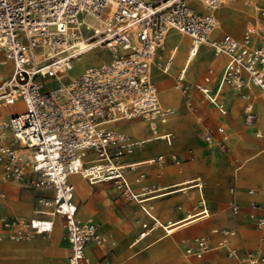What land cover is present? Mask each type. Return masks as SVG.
<instances>
[{"label": "built area", "instance_id": "2783aa9c", "mask_svg": "<svg viewBox=\"0 0 264 264\" xmlns=\"http://www.w3.org/2000/svg\"><path fill=\"white\" fill-rule=\"evenodd\" d=\"M192 1L0 0V55L14 61L13 70L0 79V176L51 192L39 197L42 208L38 215L10 217L0 212V240L49 234L60 215L70 245L67 264H89L87 246L106 247L111 239L94 220L77 217L75 189L70 183V176L76 173L92 185L112 182L121 195L139 202L153 220L152 224L143 223V236L157 227L167 232L169 223L163 225L154 216L152 205L144 204L158 189L135 192L126 177V170L133 166L119 163L137 144L154 139L172 143L173 133H160L159 126L167 122L175 106L163 107L151 78L152 66L164 73L172 67L177 46L164 58L165 38L177 30L190 38L193 52L206 46L226 57L215 93L208 86L211 68L204 82L196 84L220 114L227 113L218 100L224 83L238 88L254 84L264 98V10L261 23L237 38L228 32L215 34L216 11L234 0H199L206 11L197 9ZM78 39L89 40L91 50L107 48L114 58L70 77L74 59L84 53L75 46ZM176 83L189 101L185 69L177 74ZM18 100L20 110L15 105ZM247 116L249 121L257 118L251 109ZM136 118L147 122L152 132L149 139L133 141L115 128L119 121ZM203 138L214 143L210 127L205 126ZM227 139L224 134L220 142L223 150L229 148ZM168 159L181 162L176 153L160 154L149 162L164 164ZM192 182L202 186L199 178ZM202 204L201 214L207 216L208 208L204 201ZM250 206L255 210L259 203L253 200ZM231 208L234 213L241 211L236 201ZM249 217L264 230V215L252 211ZM226 234L221 244L229 255L237 257ZM214 249L206 236H200L186 252L202 257ZM244 260L264 264V254L249 253Z\"/></svg>", "mask_w": 264, "mask_h": 264}, {"label": "rangeland", "instance_id": "374dc122", "mask_svg": "<svg viewBox=\"0 0 264 264\" xmlns=\"http://www.w3.org/2000/svg\"><path fill=\"white\" fill-rule=\"evenodd\" d=\"M233 3H236V0H234ZM257 3L261 4L259 2ZM263 7L264 6H262L257 13L256 22L251 21L242 30L237 31V33L231 32L220 24L218 12L216 11L218 20V28L216 31L228 32L236 37H242L249 27L261 23V14L264 10ZM228 12L231 11L229 10ZM92 52L97 53L98 56H103L102 58L100 57V63L110 61L114 58V55L107 48L99 47L92 50ZM198 53L201 55L189 60V66L187 68V70H189L187 72L188 78L192 81L191 97L189 101H184L181 90L176 87L177 84L174 75L169 76L162 86L158 81L153 79L151 74L152 80L156 82L158 87L159 97L163 107L170 108L175 106L174 110L169 114L167 122L163 126V129L173 131L174 138L172 143L154 142L151 144L150 142H146L137 144L134 151L130 153L131 155L127 154L119 158V163H123L126 160L134 159V157L139 154L136 153L137 151H141L142 153L143 149H148L153 146H167L166 151L157 152L156 154L178 153L182 162L180 165H174L175 163L168 159L164 164L153 162L140 165L138 173H134L136 169L133 160H131L128 164L132 165L133 168L126 172V177L130 186L135 192H141L144 188L162 187L182 179L175 184V187H171L173 186L171 185L168 186L170 188L157 191V193H160L174 189L173 191L176 192H169L154 199L155 212L162 220V224L172 220L170 229L175 230V232L166 235V231L162 227H159V229L153 231L150 236L141 239L130 247L129 244L131 241L135 240L142 230V222L149 221L143 213L140 203L135 199H129L121 195L120 191L112 182L91 186L94 193L110 198L112 203H115L119 207L118 211L115 213L116 221L120 222L125 230L130 231V239L125 243L123 254H119L116 250L112 249L111 242L104 248L96 246L98 256L96 264H122L124 261L123 258H128L131 255L132 257L128 258L124 264H171L175 260L180 261V264H248V262L244 260V257L249 253L264 254V230L256 227L249 215L247 216L249 203L253 198L261 202L260 212L264 214V202L262 201V197L264 196V129H262V135L258 134V132L261 131L260 126H258L261 122L259 116H257L254 121L248 120L247 113L250 111L248 106H252L248 95L250 85H245L241 88H237L231 84L224 85L220 91L219 100L225 109H227V113L224 115L220 114L218 107L210 103L205 96L195 88L194 84L202 79L207 65L217 67L216 79H213V84L216 83L218 78L221 77L218 66H223L225 57H215V55L209 52L207 47L200 48ZM4 58V55H0V60H4ZM76 61L77 58L74 59L71 66H74ZM200 61L204 62L198 67L197 64ZM98 64L90 63L88 66ZM3 68L4 72H2L0 76H5L13 70L12 61L7 62V64L4 63ZM152 68L160 69L156 66H152L151 70ZM85 69L86 68L79 70V72L74 74L68 72V75L70 77H77ZM176 69H179L178 73L181 71L179 66H176ZM1 71L2 69L0 68V72ZM166 88H172L176 91L174 99L167 101L164 98L162 93H164L163 91ZM258 95L260 99L262 98V100H264L260 91ZM19 103V107H21V102ZM251 110L260 115L259 112L253 108ZM200 113L204 114L202 120H199L197 117ZM253 123H255V125ZM205 125H209L215 133L213 144H208L203 138ZM115 126L118 130L130 135L132 139L137 142L143 141L144 138L148 136L147 128L138 136V128L142 127L143 130L145 128V121L142 119L121 121L116 123ZM129 126L134 129L133 132L125 128ZM224 134L228 135L227 140L229 148L226 150L220 147V142ZM192 152L194 153V159L188 160ZM143 153L144 157L150 156L149 160L152 161V152ZM185 162H197L193 165L195 171L186 170ZM250 167L255 168L258 172L254 171V169H250ZM179 168L182 171H180ZM155 171L156 173L153 174ZM162 171L164 172L161 173ZM141 175L144 177L140 179L139 177H141ZM195 176L199 177L200 182H202L200 188L194 185L195 182L191 180V178ZM9 183L12 185L11 188L7 186ZM215 187H217L218 190H214ZM0 188L5 192V197L9 204L25 201L28 204L26 208L32 209L31 211L33 212L34 210L42 208L39 206L38 199L42 194V190L28 187L22 181L8 177H2L0 180ZM179 188H182V190ZM250 188L255 190L252 196L248 193ZM105 190H108L107 194ZM241 192L244 193V198L240 196ZM75 193L76 196L79 197L76 190ZM26 194H30L31 198L25 199L23 196ZM201 195L205 201V206L208 208L207 216L206 213L201 214L203 211H200L204 207L200 199ZM144 196L145 195H143V197ZM233 198H236L243 205L239 213H234L230 207V202ZM76 200L78 201L77 197ZM81 200L83 202V199ZM81 200H79V202H81ZM88 202L90 201L88 200ZM82 204L79 206L78 218L84 217L81 208ZM179 205H182V207L178 208ZM4 206L5 208H0V212L3 214L21 217L33 216H27L20 211H16L15 206L12 207L8 204ZM188 213L191 215L190 217L186 216ZM106 216L107 214L101 215L95 212L93 219L95 221H102V228L112 240L113 237H110L111 232H109L108 229L109 223L112 221L110 218H106ZM213 229H217V232H213ZM61 232L62 228L58 232H56L55 228L50 236L46 234L20 240L5 238L0 240V243L7 241L34 243L36 239H38L40 243L58 241L56 253L53 254L52 262L51 259H49V264H53L54 257L58 255V252H60V257H62V262L60 264H65L63 259L66 260L68 248L60 240ZM114 233L116 234V232ZM225 234L229 238L230 246L237 250V257L229 255L227 248L222 246L221 241L225 238ZM253 235H262L263 241H256ZM200 236H206L215 249L205 253L202 257L188 255L186 252L188 245L194 243L195 239ZM24 256L25 255H22L21 260ZM24 258L29 262L32 258V254L28 253ZM21 260L7 263L20 264ZM38 260L41 264H45L43 259Z\"/></svg>", "mask_w": 264, "mask_h": 264}, {"label": "crops", "instance_id": "0c3cea01", "mask_svg": "<svg viewBox=\"0 0 264 264\" xmlns=\"http://www.w3.org/2000/svg\"><path fill=\"white\" fill-rule=\"evenodd\" d=\"M263 5H261V7H262ZM264 8V7H263ZM221 32V31H220ZM220 32H218V31H216L215 32V34L216 35H218ZM244 35V34H243ZM169 36V35H168ZM233 36H235V35H233ZM236 37V36H235ZM243 37V36H242ZM242 37H237V38H242ZM189 38V37H188ZM167 39H168V37H167ZM189 41H190V45H191V40H190V38H189ZM177 46V49H178V45H176ZM175 45H174V47H176ZM206 46H204V47H202V48H205ZM208 48V47H207ZM209 49V48H208ZM209 52L212 54V55H216L215 53H213L210 49H209ZM172 52H169L168 51V49H167V40H166V46H165V49L162 51V56L164 57V58H166V57H168L170 54H171ZM225 57V56H224ZM203 62L204 61H200V62H198V64H197V66L198 67H200L202 64H203ZM225 62H226V57H225V59H224V64H223V68H224V65H225ZM173 65V64H172ZM3 67V64H1L0 63V68H2ZM216 69H215V68ZM214 67H212L211 65H207L206 67H205V71H204V74H203V76H202V79L201 80H199V81H197L195 84H194V86H195V88L197 89V87H196V84L197 83H203L204 82V76L207 74V71H208V69H212V79H211V81L208 83V86L211 88V90L215 93L216 91H217V89H218V86H219V82H220V79H221V77H219L218 78V81L216 82V83H214L213 84V79L215 78L216 79V75H217V67L216 66H214ZM178 74V73H177ZM223 74V73H222ZM177 76V75H176ZM176 76H174L175 77V81H176ZM222 76V75H221ZM187 80H188V85H189V94H190V97H191V89H192V81L188 78V74H187ZM154 81V80H153ZM155 82V81H154ZM155 84H156V82H155ZM177 84V83H176ZM224 85H226V83H224ZM223 85V86H224ZM157 86V85H156ZM222 86V87H223ZM253 86V85H252ZM222 87H221V89H222ZM254 87H256V86H254ZM158 88V87H157ZM179 88V87H178ZM258 90H259V88L258 87H256ZM180 89V88H179ZM181 90V89H180ZM198 91H200L199 89H197ZM221 91V90H220ZM260 91V90H259ZM158 92H159V90H158ZM181 92H182V90H181ZM201 92V91H200ZM202 93V92H201ZM219 95H220V92H219ZM219 95H218V100H219ZM182 96H183V99H184V101L186 100L185 98V95L183 94V92H182ZM208 100V99H207ZM161 101V100H160ZM209 101V100H208ZM210 102V101H209ZM219 102H220V100H219ZM210 103H212V102H210ZM221 103V102H220ZM213 104V103H212ZM214 105V104H213ZM215 106V105H214ZM171 108V107H170ZM227 110V109H226ZM220 113V112H219ZM203 113H200L197 117H198V119L199 120H202L203 119ZM257 116H258V114H257ZM136 119H140V118H136ZM132 120H135V119H132ZM143 120V119H142ZM124 121H129V120H124ZM145 121V120H144ZM119 122H121V121H119ZM118 123V122H117ZM254 125H255V123H253ZM165 125V123L164 124H161L160 126H159V132L160 133H165V132H171V133H173V131H171V130H169V129H163V126ZM205 126H208V127H210L209 125H205ZM115 128H116V126H115ZM147 128V130H148V136L147 137H145L144 138V140H146V139H149L151 136H152V132L150 131V129H149V126H148V124H147V122L145 121V128H144V130L142 129V127H140V128H138V136L140 135V134H142L144 131H145V129ZM211 128V127H210ZM117 129V128H116ZM212 129V128H211ZM213 130V129H212ZM214 132V131H213ZM258 134H261L262 135V129H261V131H259L258 132ZM128 135V134H127ZM214 135H215V133H214ZM130 136V135H129ZM130 138L132 139V137L130 136ZM173 138H174V133H173ZM133 140V139H132ZM133 141H135V140H133ZM146 142H150L151 144L152 143H154V142H165V141H162V140H158V139H154V140H148V141H146ZM145 142V143H146ZM166 143V142H165ZM142 144V143H141ZM229 144V143H228ZM166 149H167V146H153V147H151V148H148V149H143L142 150V153L143 152H152L151 154V156H152V160L153 159H155L158 155H160V154H156L157 152H164V151H166ZM136 153H139L138 155H136L135 157H134V159H132L133 160V164H134V167H135V169H136V172H134V173H138V168L140 167V165H143V164H145V163H150L149 161V158H150V156L149 157H147V156H143V154L141 153V151H137ZM173 153H176L177 155H178V153L177 152H173ZM156 154V155H155ZM171 154V153H170ZM170 154H164V155H170ZM191 155H193V159H194V153L192 152V153H190V155H189V158H188V160H193V159H190V156ZM154 156V157H153ZM179 156V155H178ZM180 158V157H179ZM181 160V159H180ZM174 163V162H173ZM197 163V162H196ZM195 162H185V169L186 170H188V171H192V170H194L195 169V167L193 166V165H195L196 164ZM180 164H182V162H180V163H175L174 165H180ZM182 168V167H181ZM249 168V167H248ZM131 169V168H130ZM247 169V168H246ZM250 169H254V171H256V172H258L255 168H251L250 167ZM179 170H180V168H179ZM180 171H182V170H180ZM195 171V170H194ZM243 171V170H242ZM164 171H162L161 173H163ZM154 173H156V171L155 172H153V174ZM186 177V176H185ZM197 178H199V177H192L191 178V180H193V179H197ZM2 179V177L0 176V180ZM70 179H71V177H70ZM182 179H180V180H178V181H176V182H173V183H171V184H169V185H164V186H162V187H154V188H156V189H158L157 191H160V190H163V189H167V188H170V187H168V186H171V185H173V186H171V187H175V184L177 183V182H179V181H181ZM71 181H72V179H71ZM73 182V181H72ZM245 182V181H244ZM87 183H88V188L85 190V194H86V196H87V198H88V200L90 201V208L91 209H93V210H95V212H97V213H99V214H101V215H103L104 213L103 212H105L106 214H107V216H106V218H110V220L112 221L111 223H109V226H108V229H109V232H111L110 233V237H113V239L111 240V244H112V249H114V250H116L117 251V253H119V254H123V249H124V246H125V243L130 239V231H128V230H125L124 229V227H123V225H121V223L120 222H118V221H116V218H115V216H116V212L118 211V209H119V207L115 204V203H112V201L110 200V198H108V197H103V196H101V195H99V194H96V193H94L93 191H92V189H91V187L90 186H97V185H101V184H103V183H98V184H96V185H92V184H90L88 181H87ZM104 183H106V182H104ZM9 188H11L12 187V185H11V183H9L8 185H7ZM178 186V185H177ZM7 187V188H8ZM175 189H177V188H175ZM180 190H182V188H179ZM250 189H253V188H250ZM249 189V190H250ZM174 189H172V190H169V191H163V192H160V193H157V191L154 193V195H153V197L152 198H150V199H147L145 202H144V204H151L152 205V212H153V214H154V216L156 217V218H158L159 220H160V222L162 221L161 219H160V217L156 214V212H155V204H154V199H156V198H158V197H160V196H162V195H164V194H166V193H169V192H176V191H173ZM180 190H177V191H180ZM214 190H218V188L217 187H215L214 188ZM249 190H248V193H249ZM254 190V189H253ZM0 192H2V193H4V197H2V198H0V208H5V204H8V205H11L12 207L13 206H15L16 207V211H20L21 213H23L24 214V211H25V209H26V207L28 206V204L25 202V201H20V202H17V203H12V204H9V202H8V200L6 199V197H5V192L0 188ZM42 192V194L41 195H43V194H46V193H51V192H49V191H45V190H42L41 191ZM107 192H108V190H105V193L107 194ZM254 193H255V190H254ZM254 193H249L250 194V196H252ZM34 195H35V193H34ZM40 195V196H41ZM39 196V197H40ZM240 196H242L243 198H244V193L243 192H241L240 193ZM25 199H30L31 198V196H30V194H26V195H24L23 196ZM39 197H38V199H39ZM76 197L78 198V201L76 200ZM82 197L79 195V197L78 196H76V193H75V201H76V203H77V205H78V212H79V206L83 203L82 202ZM200 199H201V201H204V199H203V197H202V195L200 196ZM79 200H81V202H79ZM253 200H256L258 203H259V208L258 209H252L251 208V206H250V203L253 201ZM232 201H236L237 203H239V205L241 206V209L243 208V205L236 199V198H233L232 200H231V202H230V207H231V203H232ZM262 201L264 202V196L262 197ZM205 202V201H204ZM250 203H249V208H248V213H247V216L249 215V213L250 212H252V211H255V212H257L258 214H260V215H264L263 213H261L260 212V209H261V202L258 200V199H256V198H253V199H251L250 200ZM18 204V205H17ZM40 206V205H39ZM140 206H141V204H140ZM103 207H105L106 208V210H105V208H103ZM182 207V205H179L178 206V208H181ZM20 209V210H19ZM41 209V208H40ZM40 209H37V210H34V215L33 216H35V215H38L39 214V210ZM142 209V208H141ZM232 209V208H231ZM102 210V211H101ZM143 211V210H142ZM201 211V210H200ZM78 212H77V215H78ZM143 213L146 215V217H147V219H149V221H144V222H147V223H149V224H152V222H153V220L149 217V216H147V214L143 211ZM189 214V213H188ZM188 214L186 215L187 217H189L188 216ZM6 215V214H5ZM7 216H10V215H7ZM180 216V215H179ZM178 216V217H179ZM10 217H13V216H10ZM32 217V216H31ZM58 220L62 223V232H61V238H60V240H61V242L64 244V245H66L67 246V248H68V254H67V256H66V260H64L63 259V262L65 263V264H67V260H68V256H69V254H70V245H69V243H68V241H67V239H66V236H65V229H64V223H63V218L62 217H59L58 218ZM80 220L81 221H86V220H89L88 218H84V217H81L80 218ZM92 220H94V219H92ZM176 220V219H175ZM95 221V220H94ZM99 226H100V228H101V230L106 234V232L104 231V229L102 228V221L101 220H98V221H95ZM144 222H142V230H141V232H140V234L138 235V237L135 239V240H132L131 241V243L129 244V246L130 247H132L134 244H136L137 242H139L141 239H143V238H145V237H148V236H150V234L153 232V231H155V230H157V229H159V227H157V228H155V229H153L149 234H147V235H145V236H143L142 235V233L144 232V227H143V223ZM162 223V222H161ZM169 223V227H167L166 226V224H168ZM56 224V223H55ZM171 224H172V220H169L167 223H165V224H163V225H165L166 227H167V234L166 235H168V234H172L173 232H175V230H171L170 229V226H171ZM55 228H56V226H55ZM163 228V227H162ZM55 230V229H54ZM213 232H217V229H213L212 230ZM114 232H116V234L114 233ZM51 233H49V235H50ZM107 235V234H106ZM244 235V234H243ZM37 236H39V235H37ZM262 236V235H261ZM261 236H254L253 235V238L256 240V241H263L262 240V237ZM11 242H17V241H7V242H4V243H0V262H3V264H9V263H7V262H11V261H18V260H21V258H22V252H21V245H20V243H18V244H14V243H11ZM24 242V241H23ZM25 243H27L28 245H30V242H25ZM118 243V244H117ZM211 243V242H210ZM117 244V245H116ZM212 244V243H211ZM26 245V244H25ZM96 246L97 247H100V246H98V245H95V244H89L88 246H87V248H86V252H87V254H88V257L90 258V262H89V264H96L97 263V261H98V256H97V249H96ZM100 248H104V247H100ZM160 248L162 249V247H161V245H160ZM51 250H53L52 252H51ZM46 251V252H45ZM53 252H54V248H51L50 250L49 249H47V248H45V245L44 244H42V243H40L39 241H38V239H36V240H34V260L36 259V260H38V259H43V261L45 262V264H49V262H50V260L49 259H51V262H52V260H53ZM90 252V253H89ZM211 252V251H210ZM124 259V261L126 260V257L125 258H123ZM124 261H123V263L122 264H124ZM181 262L180 261H177V260H175L173 263H171V264H180ZM2 264V263H1ZM36 264H38V263H36Z\"/></svg>", "mask_w": 264, "mask_h": 264}, {"label": "bare ground", "instance_id": "6f19581e", "mask_svg": "<svg viewBox=\"0 0 264 264\" xmlns=\"http://www.w3.org/2000/svg\"><path fill=\"white\" fill-rule=\"evenodd\" d=\"M257 2H259L261 4H258ZM192 3L199 10H202V11L207 10V7L205 6V4L202 1L193 0ZM261 5L264 6V0H236V3H233V1H232V3L230 5L222 7V8L217 10L218 16L220 19V24L222 26H224L225 28H227L228 30H230L231 32L237 33V31L242 30L251 21L256 22L257 13L261 9ZM229 10L231 12H228ZM167 37H168V39H167ZM167 37L164 40V47L166 46V40H168V51L169 52H172L174 50V45L175 46L178 45V49L175 51V54L173 57V65H172L171 69L168 71V73H164L161 69H156V68H154V69L152 68V70H151V74H152L153 79L158 81L162 86L165 83V81L168 79L169 76H171V75L175 76L178 73L179 69H176V66H179L181 71L185 69V71L188 72L189 70H187V68L189 66V60H191L192 58H197L201 55L198 53V50L195 52L192 51V47L190 46L189 38L185 34L178 32V31H172L169 34V36H167ZM90 44L91 43L89 42V40H86V39H78L75 41V46L78 47V50L82 49L84 53H82L80 56L77 57L76 64L74 66H71V68L69 69V72H72L74 74L76 72H79V70L87 68L88 64H90V63H92V64L100 63V61H101L100 57L102 58L103 56H98L97 53L92 52V50L88 48V46ZM223 56L224 55H222V54L215 55V57H218V58H223ZM10 61H12L13 67H14V61L10 57L4 58V60H1L0 63L1 64H4V63L7 64V62H10ZM102 63H105V62H102ZM91 66H97V65H91ZM1 69H2V71L0 72V74L2 72H4L3 71L4 68L2 67ZM218 71L221 72L220 73V76H221L223 73V66L222 67L218 66ZM2 77L3 76H0V78H2ZM247 85H250L249 86L250 91H249L248 95H249V101L252 104V106L249 105L248 108L249 109L253 108L254 110L259 112L260 115H258V116L260 117L261 122L258 126H260L261 129H264V100H262V98L260 99V97L258 95L259 91L256 88L257 87L256 85H254V84H247ZM254 86H256V87H254ZM176 87L178 88V85ZM163 92L164 93H162V95L164 96V98L167 101H170V100L175 98L176 91L174 89H172V88L167 89L166 88V89H164ZM19 102H21V101H19V100L15 101V105L18 107V110L21 109V107H19V105H20ZM125 128L130 132L134 131V129H132L130 126L125 127ZM131 160H126L121 164L127 166V165H129L128 163ZM127 170H129V169H127ZM127 170H126V172H127ZM70 177L73 181L72 182L70 179V183L74 186V189L76 190L78 195H80L83 199V204H82L81 208H82V213L84 214V217L88 218V219H93L94 215H95V210L90 208V202H88V198L85 194V190L88 188L87 180L85 179V177L83 175L77 174V173L71 175ZM143 177L144 176L141 175V177H139V178L141 179ZM103 208H105V207H103ZM31 210L32 209L26 208L24 211V214L27 216L34 215V212ZM105 210H106V208H105ZM103 213H104L103 215H106L105 212H103ZM188 216L190 217L191 215L188 214ZM59 217H61V216L56 215V217H55L56 232L60 231L62 228V223L58 220ZM80 218L81 217H79V219ZM55 226H54L53 230L50 232L51 234L54 231ZM18 243H20V245H21V252L23 255H25L24 257H26V255L28 253L32 254V258L30 259L29 262L27 261L26 258L23 257V259L20 261V264H36V263L41 264V262L39 260H36V259L34 260V243H30V245H28L25 242H14V244H18ZM57 243H58V241L46 242V243H42V244H44L45 248H47L49 250L51 248H54L53 254H55L56 250H57V246H58ZM52 251L53 250H51V252ZM131 257H132V255L128 258H131ZM128 258H126V260L124 262H126L128 260ZM61 262H62V257H60V252H58V255L56 257H54L53 264H60Z\"/></svg>", "mask_w": 264, "mask_h": 264}]
</instances>
